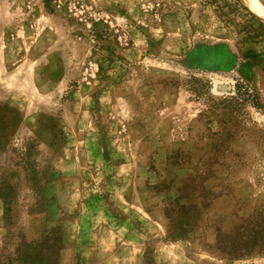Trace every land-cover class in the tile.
Here are the masks:
<instances>
[{
  "label": "rangeland",
  "instance_id": "1",
  "mask_svg": "<svg viewBox=\"0 0 264 264\" xmlns=\"http://www.w3.org/2000/svg\"><path fill=\"white\" fill-rule=\"evenodd\" d=\"M238 1L255 19L235 0H0V264L52 228L59 264H264L261 242L215 240L264 223V23Z\"/></svg>",
  "mask_w": 264,
  "mask_h": 264
},
{
  "label": "trees",
  "instance_id": "2",
  "mask_svg": "<svg viewBox=\"0 0 264 264\" xmlns=\"http://www.w3.org/2000/svg\"><path fill=\"white\" fill-rule=\"evenodd\" d=\"M52 0H41L43 7L47 9L48 12H53L54 8L51 7ZM237 6L242 8L247 12V14L254 18V14L245 6L239 3L238 0ZM255 19V18H254ZM259 22V20L256 19ZM260 25H262L260 23ZM90 30L94 37L97 36L96 26L92 27ZM96 40V39H95ZM212 55L211 53H208ZM221 59L222 65L229 67L230 62L232 60L231 57L225 55V59L222 56H211V59ZM236 86V95L243 96L244 94L248 97V89L246 85ZM252 96V105L255 108H260L261 105L259 103L258 96L253 93ZM13 119L11 117L10 112L7 108L0 106V152L6 145V137L7 134L10 133L12 129ZM21 149L17 157L19 158V162H23V165L27 164V157L31 153L32 145L30 143H22ZM13 151H18L12 148ZM24 167V166H23ZM13 188L0 180V199L4 205V215L7 216V212H9L10 206L13 201ZM263 230V231H262ZM261 233L254 232L252 233L247 240L242 242L239 237H230V236H217L216 237V247L223 253H225L230 258H238L243 256L245 253L249 251V249L255 248L257 243L264 244V223ZM61 236L59 230L56 228H52L48 231H44L37 242L33 243H25L23 240H20L16 248L13 252V255L7 257V261L5 264H59V252L62 249Z\"/></svg>",
  "mask_w": 264,
  "mask_h": 264
},
{
  "label": "bare ground",
  "instance_id": "3",
  "mask_svg": "<svg viewBox=\"0 0 264 264\" xmlns=\"http://www.w3.org/2000/svg\"><path fill=\"white\" fill-rule=\"evenodd\" d=\"M248 1L252 11L255 15L264 23V6L258 0H246Z\"/></svg>",
  "mask_w": 264,
  "mask_h": 264
},
{
  "label": "crops",
  "instance_id": "4",
  "mask_svg": "<svg viewBox=\"0 0 264 264\" xmlns=\"http://www.w3.org/2000/svg\"><path fill=\"white\" fill-rule=\"evenodd\" d=\"M229 62H230V66L229 67H226V66H223L221 63H218L217 61H213L212 62V64L211 65H213V66H207L208 68H210V69H214V70H221V71H228V70H231L232 69V67H233V65H234V60L232 59V60H229ZM200 67H206L204 64H202V66H200Z\"/></svg>",
  "mask_w": 264,
  "mask_h": 264
},
{
  "label": "water",
  "instance_id": "5",
  "mask_svg": "<svg viewBox=\"0 0 264 264\" xmlns=\"http://www.w3.org/2000/svg\"><path fill=\"white\" fill-rule=\"evenodd\" d=\"M211 61H217L218 63H222V60L219 58V59H211ZM199 65H196V67H198Z\"/></svg>",
  "mask_w": 264,
  "mask_h": 264
}]
</instances>
